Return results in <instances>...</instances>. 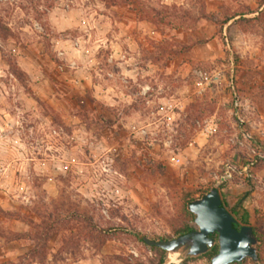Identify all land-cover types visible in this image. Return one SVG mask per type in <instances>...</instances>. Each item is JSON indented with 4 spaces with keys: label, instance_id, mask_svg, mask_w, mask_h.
Wrapping results in <instances>:
<instances>
[{
    "label": "rangeland",
    "instance_id": "374dc122",
    "mask_svg": "<svg viewBox=\"0 0 264 264\" xmlns=\"http://www.w3.org/2000/svg\"><path fill=\"white\" fill-rule=\"evenodd\" d=\"M263 3L0 2V235L14 216L52 224L0 264H158L135 234L194 228L185 203L213 187L262 240L239 264H264Z\"/></svg>",
    "mask_w": 264,
    "mask_h": 264
},
{
    "label": "water",
    "instance_id": "95a60500",
    "mask_svg": "<svg viewBox=\"0 0 264 264\" xmlns=\"http://www.w3.org/2000/svg\"><path fill=\"white\" fill-rule=\"evenodd\" d=\"M188 210L194 215L192 230L170 239L155 240L144 236L142 241L174 254L180 249L185 255L197 256L207 252L216 234L217 252L210 258V264H231L242 262L246 258L258 262L256 245L258 239L250 225L234 227L236 219L222 205L217 188L213 187L203 195L194 198L188 204Z\"/></svg>",
    "mask_w": 264,
    "mask_h": 264
},
{
    "label": "trees",
    "instance_id": "16d2710c",
    "mask_svg": "<svg viewBox=\"0 0 264 264\" xmlns=\"http://www.w3.org/2000/svg\"><path fill=\"white\" fill-rule=\"evenodd\" d=\"M238 14L236 15H233L231 17H229L228 20L230 19H233L234 17H236ZM206 18V17H205ZM207 19L211 20V21H214L213 20V17L210 15L207 17ZM226 19L223 20V22L221 23H224L226 22ZM216 23V22H215ZM206 193V192H205ZM204 193H202L201 195H203ZM194 198H191L189 200L186 201L185 203V206H186V209H188V204L191 200H193ZM222 205L223 206H226L224 205V202H222ZM188 211V210H187ZM188 213L193 217V214L191 212L188 211ZM12 216V215H11ZM12 218H16V219H19L20 217H17V216H14ZM87 219L89 222H91L90 218L87 217L85 218ZM21 220V219H20ZM242 220V224L243 225H248V222H247V214H244L243 217L241 218ZM22 221L24 222V220L22 219ZM29 225H34V222L32 220L28 221ZM234 227L236 228H239L240 226H238L237 222L236 224L234 225ZM33 231L34 232H21V233H15V232H12V231H9L8 232V235L9 236H6L4 234H1L3 235V237L6 239V240H12V239H16V240H20V239H31L33 241H35V245L28 251L29 255H36L37 253H39V250L42 249V247H45V244L47 243V241L49 240V237H50V230L52 229V224L51 222H47L45 224V226H39L38 224H35L33 226ZM193 227L188 225V224H185L184 226H182L181 228H177L175 230V237L180 235V234H183V233H186L190 230H192ZM136 237L142 241V237L143 235H140L139 233H136L135 234ZM214 238H215V242L214 244L208 248L207 252H205L204 254H201V256H204V257H207V258H211L218 250V243L216 241V234L212 235ZM257 237V236H256ZM152 239H155V240H162V239H165V238H152ZM168 239V238H166ZM258 239V244L257 245H260V243L262 242V240L260 239V237H257ZM143 242V241H142ZM258 247V246H257ZM151 249L153 250H157L159 252V258H158V264H163L164 263V254H165V250L163 249H160L158 247H155V246H150ZM192 257V256H190ZM186 258H184L183 260H185ZM240 262H234V263H231V264H239ZM141 264V263H140Z\"/></svg>",
    "mask_w": 264,
    "mask_h": 264
},
{
    "label": "crops",
    "instance_id": "0c3cea01",
    "mask_svg": "<svg viewBox=\"0 0 264 264\" xmlns=\"http://www.w3.org/2000/svg\"><path fill=\"white\" fill-rule=\"evenodd\" d=\"M263 5L259 8V10L262 9ZM248 13L244 14L243 16H246ZM102 16V15H101ZM239 16V15H238ZM238 16L234 17L233 19H230V21L236 19ZM210 21L204 20V19H199L197 21L196 24V36L199 38L200 37V32L198 31L200 28H204V27H208L211 28V32L208 34L207 38L213 36L214 34V30L212 28V26L210 25ZM214 40V39H213ZM9 229L12 232L15 233H21L24 231V226L23 223L16 218L10 219V223H9ZM0 251L3 252V254H20L24 251V244H23V240H16V239H12V240H6L3 236L0 235Z\"/></svg>",
    "mask_w": 264,
    "mask_h": 264
},
{
    "label": "built area",
    "instance_id": "2783aa9c",
    "mask_svg": "<svg viewBox=\"0 0 264 264\" xmlns=\"http://www.w3.org/2000/svg\"><path fill=\"white\" fill-rule=\"evenodd\" d=\"M8 1H10V0H0V2H8ZM198 74L200 75V78H202V79H206V77L202 76V74H201L200 72H198ZM148 88H149L148 86H144V87L142 88V92L145 93L146 90H148ZM234 105H235L236 107H239V102H238L237 99L235 100ZM244 169H246V168H244ZM234 171H235V167H234V166L227 165V166L225 167V170H224L222 176H220V177L218 178L217 184H221V183H223L225 180H228L229 178H231V176H232V172H234Z\"/></svg>",
    "mask_w": 264,
    "mask_h": 264
}]
</instances>
